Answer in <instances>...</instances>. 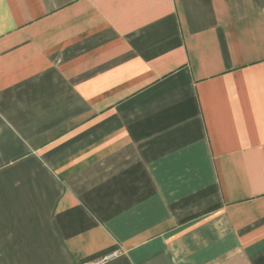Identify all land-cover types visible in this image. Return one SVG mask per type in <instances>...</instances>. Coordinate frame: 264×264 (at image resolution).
Listing matches in <instances>:
<instances>
[{"label":"crops","instance_id":"1","mask_svg":"<svg viewBox=\"0 0 264 264\" xmlns=\"http://www.w3.org/2000/svg\"><path fill=\"white\" fill-rule=\"evenodd\" d=\"M83 263L264 264V0H0V264Z\"/></svg>","mask_w":264,"mask_h":264},{"label":"built area","instance_id":"2","mask_svg":"<svg viewBox=\"0 0 264 264\" xmlns=\"http://www.w3.org/2000/svg\"><path fill=\"white\" fill-rule=\"evenodd\" d=\"M110 256L113 255V254H109ZM83 264H89V263H83Z\"/></svg>","mask_w":264,"mask_h":264}]
</instances>
